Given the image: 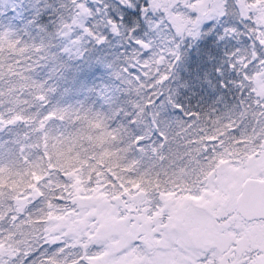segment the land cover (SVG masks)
I'll list each match as a JSON object with an SVG mask.
<instances>
[{"label": "rangeland", "instance_id": "obj_1", "mask_svg": "<svg viewBox=\"0 0 264 264\" xmlns=\"http://www.w3.org/2000/svg\"><path fill=\"white\" fill-rule=\"evenodd\" d=\"M16 1L0 0L1 15L13 11ZM258 1L149 0L151 14L158 11L159 15L163 14L181 39L184 35L195 37L203 26L219 20L218 16L231 17L232 28L240 25L242 37L250 43L251 57L258 62L262 60L261 65L255 63L258 69L253 74L255 79L250 82L246 75L244 77L247 81L244 89L253 94L255 106L238 109L237 139L233 137L229 143L231 136L227 131L223 135L216 134L220 131L217 127L224 124L225 119H219L221 115L192 119L189 124L184 122L182 127L187 128L189 139H193L190 147L193 156L187 160L188 168L172 173L177 174V178L166 179L162 188L140 187L124 181L126 185L117 186L127 188L122 192L114 185H106L104 179L105 183L100 181L99 186L91 187L83 169L71 168L66 173L70 163L81 167L93 164L91 171L98 173L97 176L100 173L97 165L103 167L106 174L107 169L113 170L114 165L111 166L108 159L112 154L118 158L127 150L124 127L105 130L100 123L90 122L88 127L76 128L73 134H67V120L60 122L50 109L42 108V102L29 100L32 95L40 94L38 87H30L36 84L32 74L18 75V78H25V86L13 98L12 110L18 107L20 99L28 97L27 101L43 119L44 126L32 125L23 135L11 128L8 140L12 148L0 142V234L4 229L8 235L0 239V264H264L261 248L253 244L236 248L224 240L233 232L227 229L236 218L231 212L238 188L244 179L264 175V37L260 36L264 34V5ZM84 9L82 7L74 26L88 32ZM90 26L97 31L96 24ZM99 36L89 32L62 34L59 52L72 59H81L86 52L98 51L105 45L107 40ZM72 84L71 80L62 81L64 86ZM76 89L87 98L85 87L77 86ZM82 98L72 103L60 98V102L67 104L60 110L59 105L56 107L60 116L86 117L88 107L80 103L85 99ZM6 115L9 114L0 116V135L5 136L9 125L18 128L21 121L18 115L15 118ZM232 121L233 118L227 119L229 129L235 127ZM43 141H50L45 146L49 149L42 151V155L39 153L41 160L34 163L35 155L29 148L42 145ZM1 147L11 152L5 153ZM10 155L14 156L11 164L19 156V159L24 157L22 164L27 163L22 165L24 172L18 170L17 178H14L17 172L13 167L11 176L2 173L9 165ZM43 159L60 163L63 168L45 169L41 167ZM129 168L126 164L125 170ZM7 179L12 180L11 185L5 182ZM49 190H60L57 196L61 201L56 204L54 199L50 201L46 197ZM119 227L124 236L118 232ZM177 236L184 241L174 247L171 242ZM40 252L53 260L41 262ZM177 254L181 255L179 260Z\"/></svg>", "mask_w": 264, "mask_h": 264}, {"label": "trees", "instance_id": "obj_2", "mask_svg": "<svg viewBox=\"0 0 264 264\" xmlns=\"http://www.w3.org/2000/svg\"><path fill=\"white\" fill-rule=\"evenodd\" d=\"M258 2L264 5V0ZM1 7L0 4V10ZM82 7H85L83 14L89 34H100L107 42L98 51H88L81 59H72L59 52V42L62 34H88L74 26ZM13 11L6 15L0 13V116L8 113L7 117L15 118L18 115L21 121L18 128L9 125L7 136L0 135V142L12 148L8 140L11 128L23 135L32 125L44 126L43 119L27 101L28 97L20 99L14 111L11 108L13 98L25 86V78L18 75L26 77L31 73L36 84L30 87H38L40 94L32 95L29 100L42 102V108L50 109L60 122L67 120V134H73L76 128L88 127L90 122L100 123L105 130L124 127L127 150L118 158L112 154L108 159L111 166L114 165L113 170L107 169L106 174L105 169L97 165L99 177L91 171L93 164L81 167L70 163L68 170L65 169L66 173L71 168L83 169L91 187L106 180V185L116 187L130 181L140 187L162 188L166 179L177 178V174L172 173L188 168L187 160L193 156L190 148L193 139H189L187 128L182 127L184 122L189 124L192 119L221 115L219 119H225L224 124L217 127L219 132L210 135H223L227 131L231 143L239 133L238 109L255 106L253 94L244 89L247 82L244 77L246 75L250 82L255 79L253 74L257 73L256 66L261 65L262 60L258 62L251 57V45L242 37L240 25L236 23L233 29L234 22L226 15L203 26L195 37L184 35L181 39L163 14L159 15V11L151 14L149 0H17ZM91 22L98 26L97 31L91 28ZM64 80H71L72 86L62 85ZM77 86L88 90L87 98ZM60 98H66L67 103L85 98L80 103L88 107L87 116L81 119L60 116L56 107L59 105V110L67 107ZM223 113L228 114L223 116ZM231 118L234 120L231 125L235 127L229 129L227 119ZM49 143L32 144L34 147L29 149L35 155L34 163L41 160L39 153L47 152L49 146H45ZM13 157L9 156V165L2 173L11 176L13 167L17 172L14 178H17L18 170L24 172L22 165L27 163L22 164L24 157L19 159V156L11 164ZM126 164L130 165L128 170H125ZM42 165L45 169L52 167L53 171L56 167L63 168L53 160L43 159ZM10 181L5 180L11 185ZM117 189L127 190L125 186ZM59 192L49 190L46 197L58 203L61 201L57 196ZM5 232L7 230L3 229L0 239L8 237ZM118 232L124 236L120 227ZM178 239V236L172 239V246L178 247L181 241ZM180 254H177L178 260ZM39 259L46 263L53 257L40 252Z\"/></svg>", "mask_w": 264, "mask_h": 264}, {"label": "flooded vegetation", "instance_id": "obj_3", "mask_svg": "<svg viewBox=\"0 0 264 264\" xmlns=\"http://www.w3.org/2000/svg\"><path fill=\"white\" fill-rule=\"evenodd\" d=\"M247 179L248 178L244 179V181L241 184V187L238 188L237 191L238 194H236L235 206L233 207L231 212L236 217L234 224L228 225L230 226L228 227V229L226 227V229L229 232L231 230L233 232H231V234H227L229 235V237H224V240L228 243L229 246L232 247L235 246L237 248V246L243 247L253 244L261 248L262 251H264V218H260L264 214L261 212V210L257 211V209L249 210L245 208L243 213L245 214V216L250 218L247 219L239 211V207H238V202L240 201V199H242L243 184ZM256 179L264 180V175H261V177ZM224 220H226V218H224ZM223 224L226 225V222L224 221ZM261 261H264V256H262Z\"/></svg>", "mask_w": 264, "mask_h": 264}, {"label": "water", "instance_id": "obj_4", "mask_svg": "<svg viewBox=\"0 0 264 264\" xmlns=\"http://www.w3.org/2000/svg\"><path fill=\"white\" fill-rule=\"evenodd\" d=\"M239 211L243 213L244 209L247 208L261 210L264 214V180L248 179L243 186L242 199L238 202ZM260 218H264V215Z\"/></svg>", "mask_w": 264, "mask_h": 264}]
</instances>
